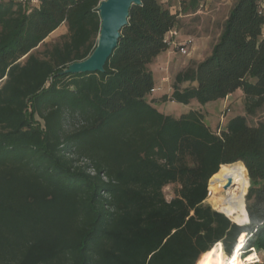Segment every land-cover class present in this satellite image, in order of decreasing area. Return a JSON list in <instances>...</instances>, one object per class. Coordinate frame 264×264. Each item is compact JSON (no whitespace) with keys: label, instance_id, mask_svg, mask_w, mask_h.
Segmentation results:
<instances>
[{"label":"trees","instance_id":"trees-1","mask_svg":"<svg viewBox=\"0 0 264 264\" xmlns=\"http://www.w3.org/2000/svg\"><path fill=\"white\" fill-rule=\"evenodd\" d=\"M100 1L0 3V264H196L242 234L264 264V123L235 116L218 131L199 107L173 117L148 100L150 64L201 0H141L103 72L62 73L95 49ZM238 90L246 115L264 105L262 0H237L210 55L160 99L204 106ZM221 167L248 175L240 226L205 203Z\"/></svg>","mask_w":264,"mask_h":264},{"label":"rangeland","instance_id":"rangeland-1","mask_svg":"<svg viewBox=\"0 0 264 264\" xmlns=\"http://www.w3.org/2000/svg\"><path fill=\"white\" fill-rule=\"evenodd\" d=\"M162 1V0H161ZM185 1L186 7L188 6L189 0H166L165 5H169L172 11L181 10L179 3ZM237 0H201L200 4L195 12L186 11L181 12L178 16V27L182 36H191L195 37H207L209 40V45L216 40V37L221 33L225 20L227 19L230 10ZM67 36V27L65 24L61 25L53 33H51L43 42V45L39 46L36 50L41 54L47 46H51L57 42H60ZM193 40V39H192ZM178 50V47H176ZM179 52V50H178ZM189 52V51H188ZM180 54V53H179ZM179 63H174L173 68L165 69L167 77H169L170 84L174 83V76L178 72L183 71L189 66H194L195 61H187L186 56L182 55ZM166 67V64H165ZM161 70V69H160ZM182 84L180 85V87ZM157 96V95H154ZM148 100L155 101V108L158 112L177 117L180 114L188 112L189 109H198V107L205 114L206 123L213 129L218 131H223L228 123V121L235 116H243L246 120V123L250 126H256L259 123H264V105L259 108L255 114L246 115L244 112V96L240 90L236 91L229 97V99H224L219 102L208 103L204 106H200L197 101H192L190 105H182L173 102H162L161 99H154V97H149ZM248 179V175H247ZM210 181V180H209ZM208 181V186H209ZM249 183V181H248ZM249 187V185H248ZM248 187L246 188L248 190ZM211 188V186H210ZM175 187L167 186L163 189L166 200H170L173 197ZM207 199L205 203L211 206L213 210H216V206L211 200L210 189H208ZM245 190V189H244ZM240 192V196L242 192ZM246 190V193H247ZM245 193V194H246ZM223 194V193H222ZM245 203V195H244ZM239 240V239H238ZM247 240V235L242 241V249L240 252L241 257H245L249 253H255L257 258L253 264H261L262 254L255 252V250L250 249L245 250L244 243ZM238 243V241H237ZM224 252V251H223ZM224 255L228 258L230 255H227L224 252Z\"/></svg>","mask_w":264,"mask_h":264},{"label":"bare ground","instance_id":"bare-ground-1","mask_svg":"<svg viewBox=\"0 0 264 264\" xmlns=\"http://www.w3.org/2000/svg\"><path fill=\"white\" fill-rule=\"evenodd\" d=\"M233 165V164H231ZM231 182V185H229ZM247 176L239 170H228L221 167L216 180L210 188V196L218 212H222L232 222H242L245 212L241 201L240 192L248 187ZM223 193V194H222ZM245 234L239 237L231 255H224L221 243L202 254L196 264H253L257 256L249 253L244 258L240 256L242 241Z\"/></svg>","mask_w":264,"mask_h":264},{"label":"water","instance_id":"water-1","mask_svg":"<svg viewBox=\"0 0 264 264\" xmlns=\"http://www.w3.org/2000/svg\"><path fill=\"white\" fill-rule=\"evenodd\" d=\"M140 4L141 0H101L97 6L100 19V30L95 49L88 58L68 65L62 73L79 74L103 72L107 59L117 46L122 28L128 23L130 8L133 5ZM230 185L231 182H229L228 186ZM235 224L240 226L237 223Z\"/></svg>","mask_w":264,"mask_h":264},{"label":"crops","instance_id":"crops-1","mask_svg":"<svg viewBox=\"0 0 264 264\" xmlns=\"http://www.w3.org/2000/svg\"><path fill=\"white\" fill-rule=\"evenodd\" d=\"M166 0H162L164 3ZM174 32L176 33L175 36H170V40L173 44H171L167 51L160 53L150 64L149 68L152 72L154 83H155V90L151 93L149 97H154V99H159L164 95L169 96L172 91V85L169 82V77H167V74L164 72L165 69H172L174 66V63H179L180 58L182 56L179 54L177 50V45L181 44L188 38L193 39V44L189 49L188 55L186 56L187 61H195L196 63H199L203 61L206 57H208L212 51L213 45L217 41L220 33L217 35L216 40L212 43V45H209V40L207 37H191V36H182V34L179 31V27L177 26L174 29ZM166 64V67H165ZM161 69V70H160ZM186 69V68H185ZM184 69V70H185ZM183 70V71H184ZM180 73V72H178ZM177 73V74H178ZM175 74V76L177 75ZM174 76V78H175ZM195 86V83L190 84L189 82L182 83V86L180 89H185L189 86ZM157 95V96H154ZM232 95V94H231ZM231 95L227 96L226 99H229ZM221 101V100H220ZM219 102V101H216ZM156 106V105H154Z\"/></svg>","mask_w":264,"mask_h":264},{"label":"built area","instance_id":"built-area-1","mask_svg":"<svg viewBox=\"0 0 264 264\" xmlns=\"http://www.w3.org/2000/svg\"><path fill=\"white\" fill-rule=\"evenodd\" d=\"M2 2H12L14 4H20V5L27 7L29 10H31V9L38 8L40 6L41 0H0V3ZM262 7L264 8V0H262ZM175 35L176 33L173 30L172 32H170L169 36L172 37ZM171 44H173L172 41L169 43V45ZM192 44H193V40L191 38H188L181 44H178L177 47H178L179 53L182 55H187Z\"/></svg>","mask_w":264,"mask_h":264}]
</instances>
